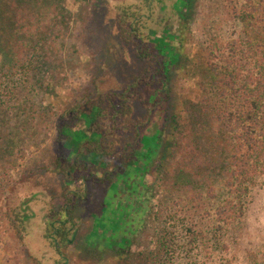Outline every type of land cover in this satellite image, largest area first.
Listing matches in <instances>:
<instances>
[{
    "label": "trees",
    "instance_id": "16d2710c",
    "mask_svg": "<svg viewBox=\"0 0 264 264\" xmlns=\"http://www.w3.org/2000/svg\"><path fill=\"white\" fill-rule=\"evenodd\" d=\"M222 1L227 19L200 31L194 53L186 45L197 0H133L115 8L117 38L146 68L126 78L119 92L76 101L57 119L61 153L53 161L55 172L81 182L67 190L61 213L50 211L46 237L61 257L58 264H69L62 250L77 240L72 205H82L97 185L112 192L113 205L118 184L136 190L147 186L151 174L153 188L162 184L173 205H161L165 215L158 216L161 229L146 264H264V253L245 263L226 255L228 235L242 225L250 193L264 178V0ZM16 8L0 0V106L14 102L20 108L24 102H17L15 91L40 72L41 60L55 59V48L46 43L49 33L38 31L30 33L29 47L22 44L23 34L13 28L21 16ZM181 72L193 76L199 94L196 102L179 103L178 114L172 110L173 85ZM143 90L146 112L138 118L135 102ZM154 113L163 126L157 123L150 133ZM125 198L117 205L137 204ZM20 209L12 216L24 232L31 215ZM123 209L101 223L111 237L128 224Z\"/></svg>",
    "mask_w": 264,
    "mask_h": 264
},
{
    "label": "rangeland",
    "instance_id": "374dc122",
    "mask_svg": "<svg viewBox=\"0 0 264 264\" xmlns=\"http://www.w3.org/2000/svg\"><path fill=\"white\" fill-rule=\"evenodd\" d=\"M7 1L13 2L15 11L21 14L13 28L18 27L23 34L22 44L29 47L26 44L37 31L49 33L46 43L53 44L50 46L55 48V59L41 60L44 65L40 72L30 75L28 82L15 91L23 107L14 108V102L0 106V264H58L61 257L46 237L50 211L61 213L67 190L79 187L81 182H73L63 171L55 172L53 161L61 153V139L55 131L57 119L76 101H88L100 92H119L126 78L142 74L146 63L139 61L115 34V8L133 0H21L20 9V0ZM225 13L222 0H197L193 37L188 39L187 49L194 53L200 31L217 25L213 21H225ZM165 14L173 17L169 10ZM195 83L191 74L178 73L172 110L179 114V103L185 99L197 101ZM147 94L143 90L135 102L138 118L145 116L143 103ZM156 118L154 113L147 130L150 133L156 129ZM68 123L76 122L69 117ZM157 125L161 128L162 121ZM155 176L146 175L147 186L136 190L133 184H118L113 205H108L112 192L98 185L91 188L82 205H72L77 240L62 250L69 264L147 263L148 256L155 252L161 229L162 219L158 220V216L165 215L161 205H171L173 201L165 196L162 184L153 188ZM126 196H132L137 204L131 208L117 205ZM25 199L31 200L30 205H19ZM121 207L126 209L124 220L128 224L121 223L122 229L111 237L112 231L101 223L109 220V212H120ZM20 208L28 209L31 215L24 220V232L12 216L13 212L20 214ZM243 220L227 238L226 255L240 263L264 253V178L252 189Z\"/></svg>",
    "mask_w": 264,
    "mask_h": 264
}]
</instances>
